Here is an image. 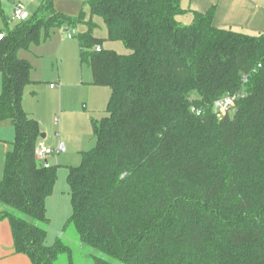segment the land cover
<instances>
[{
    "label": "trees",
    "instance_id": "obj_1",
    "mask_svg": "<svg viewBox=\"0 0 264 264\" xmlns=\"http://www.w3.org/2000/svg\"><path fill=\"white\" fill-rule=\"evenodd\" d=\"M78 1L129 51L77 37L93 85L110 90L106 116L91 120L96 145L67 177L68 224L81 244L118 262L94 264H264V34L215 28V7L181 25L183 0ZM81 22L43 0L1 32L0 124L10 123L14 141L0 221L31 264L70 251L60 240L45 245L57 167L35 158L42 134L22 108L32 66L18 53ZM229 95L235 108L218 119L214 103Z\"/></svg>",
    "mask_w": 264,
    "mask_h": 264
},
{
    "label": "rangeland",
    "instance_id": "obj_2",
    "mask_svg": "<svg viewBox=\"0 0 264 264\" xmlns=\"http://www.w3.org/2000/svg\"><path fill=\"white\" fill-rule=\"evenodd\" d=\"M42 2L0 0V33L17 23L13 16L15 6H21L29 19ZM188 5L189 0H183L182 6L188 9ZM53 8L67 18L77 19L82 16L83 22L56 29L48 41L32 47L28 52L22 50L18 53L20 59L32 66L30 78L33 83L25 91L22 108L26 115L38 122L40 132L45 136L42 141L46 148L55 150L62 144L66 149L65 153L51 155L46 160L48 165L57 167V180L52 194L46 200L49 223L46 226L45 245L54 247L57 240H60L70 251L60 255L54 264H94V258L118 263L81 244L74 227L68 224L72 206L67 177L68 168L81 164L82 153L94 149L96 139L91 120H100L106 116L110 99V90L93 85L89 65L80 62L77 37L90 33L94 38L103 40L104 49L121 55L129 51L121 42L108 41L102 20L91 16L90 8L80 1L53 0ZM176 20L181 25H189L192 14L187 12ZM233 31L247 34L241 29ZM67 34L71 36L70 39L66 38ZM0 137L10 145L14 141L10 123L0 126Z\"/></svg>",
    "mask_w": 264,
    "mask_h": 264
},
{
    "label": "crops",
    "instance_id": "obj_3",
    "mask_svg": "<svg viewBox=\"0 0 264 264\" xmlns=\"http://www.w3.org/2000/svg\"><path fill=\"white\" fill-rule=\"evenodd\" d=\"M181 7L190 13L192 11L205 13L211 7H215L213 19L215 28L232 31L241 29L251 36L264 34V0H189L188 9L184 8L182 3ZM7 123L9 122L0 124V126ZM43 139L40 141L44 144ZM11 145L0 137V180L4 175L6 156L13 149ZM0 264H31L25 255L15 254L7 220L0 221Z\"/></svg>",
    "mask_w": 264,
    "mask_h": 264
},
{
    "label": "built area",
    "instance_id": "obj_4",
    "mask_svg": "<svg viewBox=\"0 0 264 264\" xmlns=\"http://www.w3.org/2000/svg\"><path fill=\"white\" fill-rule=\"evenodd\" d=\"M13 16L16 19L17 22L23 21L27 19V15L23 8L21 6H15L13 11ZM68 39L71 38L69 34L66 35ZM3 39V34L0 33V41ZM96 51H99V48L96 49ZM50 88H53L51 86ZM238 99L237 95H229L225 96L218 101L214 103V110L215 115L218 119L226 115L228 112L232 111L235 108L236 101ZM193 112H196L197 115H199V112L196 110H192ZM66 152L65 146L60 144L57 146L55 150L46 148L45 145L39 141L35 148V158L38 163L45 162L49 156L51 155H59Z\"/></svg>",
    "mask_w": 264,
    "mask_h": 264
},
{
    "label": "water",
    "instance_id": "obj_5",
    "mask_svg": "<svg viewBox=\"0 0 264 264\" xmlns=\"http://www.w3.org/2000/svg\"><path fill=\"white\" fill-rule=\"evenodd\" d=\"M40 139H43V135L40 136ZM44 165L45 166L47 165V162L46 161L44 162Z\"/></svg>",
    "mask_w": 264,
    "mask_h": 264
}]
</instances>
